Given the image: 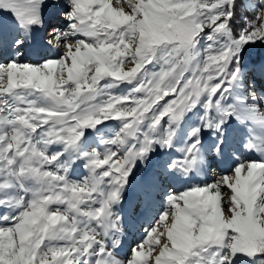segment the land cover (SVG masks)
Returning <instances> with one entry per match:
<instances>
[{
  "label": "snow or ice",
  "instance_id": "6c2138e0",
  "mask_svg": "<svg viewBox=\"0 0 264 264\" xmlns=\"http://www.w3.org/2000/svg\"><path fill=\"white\" fill-rule=\"evenodd\" d=\"M258 43L264 0H0V264H264Z\"/></svg>",
  "mask_w": 264,
  "mask_h": 264
},
{
  "label": "rangeland",
  "instance_id": "374dc122",
  "mask_svg": "<svg viewBox=\"0 0 264 264\" xmlns=\"http://www.w3.org/2000/svg\"><path fill=\"white\" fill-rule=\"evenodd\" d=\"M244 56L245 62L250 66H259L260 64H264V44L258 43L253 47H249Z\"/></svg>",
  "mask_w": 264,
  "mask_h": 264
}]
</instances>
